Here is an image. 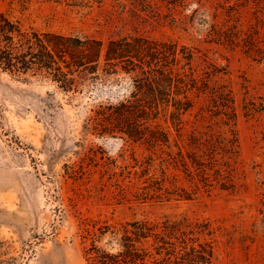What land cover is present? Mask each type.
I'll return each instance as SVG.
<instances>
[{
    "label": "rangeland",
    "instance_id": "obj_1",
    "mask_svg": "<svg viewBox=\"0 0 264 264\" xmlns=\"http://www.w3.org/2000/svg\"><path fill=\"white\" fill-rule=\"evenodd\" d=\"M122 38L188 49L173 70L199 88L137 142L116 131L134 75L76 65ZM128 250L264 264V0H0V264Z\"/></svg>",
    "mask_w": 264,
    "mask_h": 264
},
{
    "label": "trees",
    "instance_id": "obj_2",
    "mask_svg": "<svg viewBox=\"0 0 264 264\" xmlns=\"http://www.w3.org/2000/svg\"><path fill=\"white\" fill-rule=\"evenodd\" d=\"M53 51H54V47ZM50 60H53L51 53H48ZM113 67L120 66L126 74H133V85L135 92L132 93L133 102L120 106L116 112L119 125L116 131L123 133L134 142L140 141L143 132L139 130L138 122L154 120L159 112H165L170 106L174 111L171 116L175 119V113L186 112L191 105L183 102L177 97L185 95L188 90L199 89L194 80L187 81L186 75L174 73L176 67H187L191 63L192 54L184 47L178 48L175 44L153 42L143 39L122 38L116 41H109L104 47L101 42H93L92 50L76 64L82 67L93 62L98 64L100 60ZM6 64L11 65L9 58H5ZM184 62L182 65L181 63ZM116 70V69H114ZM126 114L122 120V116ZM149 140L154 143L167 142V136L158 131L148 132ZM142 231L138 236H142ZM128 249V248H127ZM193 251V248L191 249ZM194 252V251H193ZM130 258L128 264H134L139 257L136 253L128 250ZM209 255V254H208ZM118 256L109 257L96 252L94 261L98 264H117ZM140 257V261H143ZM183 260L185 264L204 263L206 260L202 254L187 253ZM205 260V261H204Z\"/></svg>",
    "mask_w": 264,
    "mask_h": 264
}]
</instances>
